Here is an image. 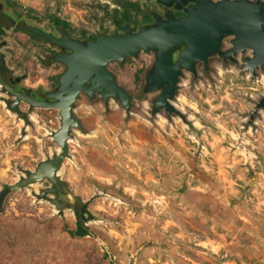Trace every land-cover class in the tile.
I'll list each match as a JSON object with an SVG mask.
<instances>
[{"label":"rangeland","instance_id":"1","mask_svg":"<svg viewBox=\"0 0 264 264\" xmlns=\"http://www.w3.org/2000/svg\"><path fill=\"white\" fill-rule=\"evenodd\" d=\"M2 9L0 77L39 97L56 90L64 66L50 61L59 48L26 27L57 36L55 16L84 40L118 34L112 19L122 13L137 30L151 22L144 14L175 10L154 0H0ZM230 38L194 73L181 70L175 113L153 110L159 89L144 90L152 51L107 63L128 108L78 95L72 116L82 132L70 131L58 194L41 195L45 179L1 190L57 153L60 117L23 102L16 115L0 87V264H264V107L252 111L264 97V66L242 68L249 50L222 60Z\"/></svg>","mask_w":264,"mask_h":264},{"label":"water","instance_id":"2","mask_svg":"<svg viewBox=\"0 0 264 264\" xmlns=\"http://www.w3.org/2000/svg\"><path fill=\"white\" fill-rule=\"evenodd\" d=\"M163 7L181 10L174 17L165 10L162 17L154 11L148 12L152 18L150 25H142L134 30L127 24H119L112 19L118 34H99L95 40L84 42L69 38L63 30L55 37L37 27H26V31L56 45L61 49L50 61L64 66L57 77V88L45 97L35 99L20 93L6 84L0 77V87L12 97L9 110L21 114L18 103L44 109H57L60 117L59 127L51 139L58 151L50 159L41 161L32 172L27 173L15 183L4 185L1 190H16L26 185L47 180L51 187L44 192L59 193L62 184L56 172L63 160L68 157L67 140L72 128L82 132L80 124L72 116V104L80 93L88 97L95 93L106 100L116 99L128 108V96L116 85L113 75L106 64L116 61L121 64L126 57H135L138 52L152 51L154 61L146 76L145 91L159 89L152 102V109H163L166 113L176 111L170 104L177 77L181 70L194 73V64H206L208 56L218 52L221 39L231 36L230 47L219 52V57L232 60L236 53L250 51V56L242 58V68L251 73L256 67L264 66V4L258 0H154ZM174 59L172 55L179 48ZM65 50L67 52H65ZM50 98V100H48ZM264 107V97L252 109ZM59 196L52 200L60 208Z\"/></svg>","mask_w":264,"mask_h":264},{"label":"flooded vegetation","instance_id":"3","mask_svg":"<svg viewBox=\"0 0 264 264\" xmlns=\"http://www.w3.org/2000/svg\"><path fill=\"white\" fill-rule=\"evenodd\" d=\"M165 10H169L171 13H172V15L174 16V17H179V16H181V15H183L182 13H181V11H175V10H170V9H165ZM4 12H3V9L2 10H0V15H2V16H4V14H3ZM5 15H7V14H5ZM147 15L149 16V18L148 19H150L151 20V22H152V18L150 17V15L147 13ZM161 17H162V15H160ZM11 22H12V20H11ZM15 22V24H18V25H20V17L19 16H17L16 17V20L14 21ZM151 22L149 23V24H151ZM23 24H24V22H23ZM51 24V23H50ZM120 24V23H119ZM123 23H121V25H122ZM125 24V23H124ZM148 24V25H149ZM53 27H55V28H58L59 29V31L60 30H63V29H61V28H59V27H56V26H54L53 24H51ZM145 25H147V24H145ZM142 26V25H141ZM29 27H35V26H29ZM130 27V26H129ZM38 28V27H37ZM42 30V29H41ZM59 31H58V33H59ZM65 33H66V35L69 37V35L67 34V32H66V30H63ZM45 32V31H44ZM30 33V32H29ZM46 33H49V34H51L52 36H54V34L53 33H50V32H46ZM118 33H119V31H118ZM32 34V33H31ZM59 36V34H57V36H55V37H58ZM96 37L98 36V35H95ZM95 37V38H96ZM70 38V37H69ZM78 41H81V42H84V41H86V40H88V38L87 39H84V40H82V39H77ZM91 40H93V39H91ZM95 40V39H94ZM179 48H181V47H179ZM59 50L61 51V49L59 48ZM59 51V52H60ZM58 52V53H59ZM65 52H67L66 50H65ZM56 55V54H55ZM53 57V56H52ZM1 68L2 69H4V71H5V73L7 72L6 70H5V68H3L2 67V65H1ZM7 75V74H6ZM12 79H15V77H11V80L9 79V77L7 76V82H5L6 84H8L10 87H12L14 90H16V91H20V93H23V94H25V95H29V96H32L33 98H35V99H39L40 97L39 96H36V95H34V94H29V93H27V92H23L22 90H20L18 87H17V85H16V83H14L13 81H12ZM55 91V90H54ZM53 91V92H54ZM96 94V93H95ZM48 100H50V98H48Z\"/></svg>","mask_w":264,"mask_h":264},{"label":"trees","instance_id":"4","mask_svg":"<svg viewBox=\"0 0 264 264\" xmlns=\"http://www.w3.org/2000/svg\"><path fill=\"white\" fill-rule=\"evenodd\" d=\"M127 6L129 8H131V9L135 10V5L134 4L127 3ZM144 17L145 18H149V16L147 14H144ZM115 19H117L120 24L121 23L124 24L125 21H126V15H125V13H122L119 17L116 16ZM49 22H51V24H53L54 26L59 27V28H61L63 30H66L67 26H68L65 21H62V20H60L59 18H57L55 16H51L49 18ZM33 36H35V35H33ZM95 37L96 36L93 35V36H90L88 39H93L94 40V39H96ZM74 234L77 235V236H83L85 234V230L79 224H76V229L74 231Z\"/></svg>","mask_w":264,"mask_h":264},{"label":"bare ground","instance_id":"5","mask_svg":"<svg viewBox=\"0 0 264 264\" xmlns=\"http://www.w3.org/2000/svg\"><path fill=\"white\" fill-rule=\"evenodd\" d=\"M197 62H200V61H197ZM182 70H184V69H182Z\"/></svg>","mask_w":264,"mask_h":264}]
</instances>
